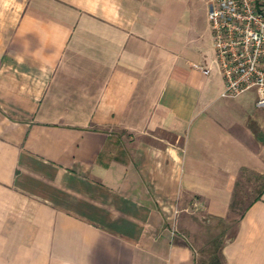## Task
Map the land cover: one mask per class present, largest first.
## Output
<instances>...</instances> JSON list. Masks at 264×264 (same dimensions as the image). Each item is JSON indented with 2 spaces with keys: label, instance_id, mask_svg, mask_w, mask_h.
Instances as JSON below:
<instances>
[{
  "label": "crops",
  "instance_id": "1",
  "mask_svg": "<svg viewBox=\"0 0 264 264\" xmlns=\"http://www.w3.org/2000/svg\"><path fill=\"white\" fill-rule=\"evenodd\" d=\"M209 1L0 0V264H264V107L221 96Z\"/></svg>",
  "mask_w": 264,
  "mask_h": 264
},
{
  "label": "built area",
  "instance_id": "2",
  "mask_svg": "<svg viewBox=\"0 0 264 264\" xmlns=\"http://www.w3.org/2000/svg\"><path fill=\"white\" fill-rule=\"evenodd\" d=\"M207 20L221 96L254 91L264 107V0H210Z\"/></svg>",
  "mask_w": 264,
  "mask_h": 264
},
{
  "label": "rangeland",
  "instance_id": "3",
  "mask_svg": "<svg viewBox=\"0 0 264 264\" xmlns=\"http://www.w3.org/2000/svg\"><path fill=\"white\" fill-rule=\"evenodd\" d=\"M202 3H206L208 0H201ZM263 179L251 172L241 173L237 186L235 189L233 201L230 207L227 221H212L196 218L191 221L194 228V239L197 242V246L202 251L208 252L217 245L221 239L230 235L234 229L238 217L246 207V203L251 201L257 189L258 185H262ZM205 252L203 253L205 255Z\"/></svg>",
  "mask_w": 264,
  "mask_h": 264
},
{
  "label": "trees",
  "instance_id": "4",
  "mask_svg": "<svg viewBox=\"0 0 264 264\" xmlns=\"http://www.w3.org/2000/svg\"><path fill=\"white\" fill-rule=\"evenodd\" d=\"M258 192H261V190H260V191H258Z\"/></svg>",
  "mask_w": 264,
  "mask_h": 264
}]
</instances>
